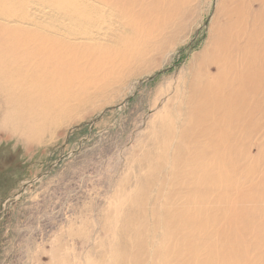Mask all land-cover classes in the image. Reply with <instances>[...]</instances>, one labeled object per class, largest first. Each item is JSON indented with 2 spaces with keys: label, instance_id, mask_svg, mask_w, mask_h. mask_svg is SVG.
I'll return each mask as SVG.
<instances>
[{
  "label": "rangeland",
  "instance_id": "rangeland-1",
  "mask_svg": "<svg viewBox=\"0 0 264 264\" xmlns=\"http://www.w3.org/2000/svg\"><path fill=\"white\" fill-rule=\"evenodd\" d=\"M160 7L171 20L149 50L33 140L0 118V264H264V119L214 162L201 133L224 112L210 88L203 126L188 93L222 79L221 45L238 66L264 48V0Z\"/></svg>",
  "mask_w": 264,
  "mask_h": 264
},
{
  "label": "bare ground",
  "instance_id": "bare-ground-1",
  "mask_svg": "<svg viewBox=\"0 0 264 264\" xmlns=\"http://www.w3.org/2000/svg\"><path fill=\"white\" fill-rule=\"evenodd\" d=\"M162 3L163 0H0L2 125L9 128L10 133H20L31 141L37 129L48 128L54 114L65 113L68 107H59L53 114L58 105L65 104V99L79 101L87 92L113 79L117 68L142 57L169 25L167 11L162 17H156L163 10ZM149 22L151 25L147 26ZM226 32L225 29L223 41L227 39ZM249 46L247 59L242 57L238 66L240 62L224 57L229 54L228 44L221 45L219 57L215 56L214 61L224 66L222 79L212 88L207 84L210 82L203 84L205 81L195 76L188 92L192 118L201 119L210 100V88L219 100L215 113L224 112L220 115L223 119L209 129V138L206 132L201 133L212 147L209 150L202 147L203 157L214 162L226 160L224 154L227 155L229 149H226L233 143L231 138L235 133L245 129L253 133L262 126L264 48L258 51L254 42ZM240 71L242 74H237ZM227 72L235 74L232 86L238 82V89L228 93L225 91L230 83ZM193 101L203 103L193 105ZM204 122L200 120L202 125ZM252 122L256 127L250 128Z\"/></svg>",
  "mask_w": 264,
  "mask_h": 264
},
{
  "label": "water",
  "instance_id": "water-1",
  "mask_svg": "<svg viewBox=\"0 0 264 264\" xmlns=\"http://www.w3.org/2000/svg\"><path fill=\"white\" fill-rule=\"evenodd\" d=\"M29 185V184H28ZM28 185H26L24 188H26Z\"/></svg>",
  "mask_w": 264,
  "mask_h": 264
}]
</instances>
